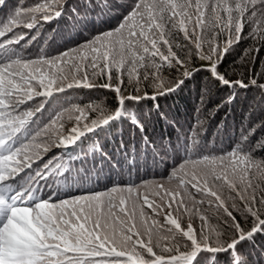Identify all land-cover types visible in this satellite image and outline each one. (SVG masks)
I'll list each match as a JSON object with an SVG mask.
<instances>
[{
  "label": "snow or ice",
  "instance_id": "1",
  "mask_svg": "<svg viewBox=\"0 0 264 264\" xmlns=\"http://www.w3.org/2000/svg\"><path fill=\"white\" fill-rule=\"evenodd\" d=\"M0 6H6V0H0ZM62 12L58 0L20 4L0 20V38L19 28L31 31ZM246 28L249 39L264 41V0H131L118 26L55 56L33 59L17 53L11 46L19 45L27 32L0 39V264H203L205 257L220 264L222 254L224 264H249L243 245L264 233V156L256 155L264 150V137L254 145L249 141L259 125L242 128L235 146L219 155L203 154L192 138L185 145L189 158L168 177L172 183L145 181L143 194L141 185H130L63 199L44 195L40 181L63 168L55 158L35 177L19 182L51 148L74 145L123 116L126 101L156 99L181 87L194 73L207 72L211 82L228 88L264 92V83L256 78L233 80L221 71ZM223 33L228 38L221 47L218 38ZM181 34L186 45L176 42ZM174 48L186 54L180 56ZM251 51L259 49L245 50ZM193 57L208 63L192 67ZM165 67L179 69V77L165 81L160 75ZM91 76L106 78L99 87L116 94L113 110L72 105L39 124L35 118L45 110L44 103L21 111L37 97L97 87ZM125 79L134 86L151 82L156 91L143 97L125 95ZM92 112L98 115L90 119L87 113ZM65 114L73 121L70 128ZM205 204L223 214L227 235L211 226L205 230L209 215L200 214ZM184 214L189 218L186 225ZM195 216L201 221L199 230L191 222Z\"/></svg>",
  "mask_w": 264,
  "mask_h": 264
},
{
  "label": "trees",
  "instance_id": "2",
  "mask_svg": "<svg viewBox=\"0 0 264 264\" xmlns=\"http://www.w3.org/2000/svg\"><path fill=\"white\" fill-rule=\"evenodd\" d=\"M68 1L67 6L62 8L63 12L59 18L49 23L41 22L36 27L39 30L45 27V30L38 32L37 35H34L32 30L29 31L27 35L33 34L36 37L31 43L32 49L28 45H23L29 43L32 38L26 37L28 42L21 41L19 45H15L17 53L34 59L42 55L55 56L60 52L76 49L96 35L118 26L122 15L126 12L120 15L123 8L116 6V4L121 5L122 0ZM37 2L43 0H31L25 6H32ZM63 2L65 0H58L59 5ZM10 4L11 0H6V6H0L1 20L11 13ZM22 33L25 32L19 28L11 36L0 39H11ZM243 37L244 39L239 44H234L225 57L221 71L226 72L233 80L247 81L256 78L258 83H264V41L255 37L249 39L247 28L243 32ZM227 38V33L219 36L218 42L221 47L225 45ZM175 39L181 45L187 44L182 34ZM246 49H259V51L245 52ZM174 51L180 56L186 54L182 48H174ZM207 63L196 57L191 60L192 67L204 66ZM179 71L165 67L160 75L165 81H171L179 77ZM90 79L97 87L74 88L51 98L37 97L22 106L21 111L36 108L42 98L41 103L45 105L44 113L38 114L35 118L39 124L41 121L46 122L55 112L72 105L83 108L86 105L97 104L109 111L113 110L116 107V94L99 87L106 82V78L91 76ZM123 91L125 95L143 97L145 93L153 95L156 89L151 82H141L139 86H134L125 79ZM229 97H233L230 102ZM57 102L59 103L56 107ZM124 108L126 111L123 116L106 126L97 128L92 133H87L71 150H63L50 157L44 156L42 161L36 163L34 171L42 170L44 164L53 158L56 164L63 165L61 174L59 173L54 183L61 185L62 190L59 192L63 193L58 195V192L56 196L63 199L72 195H87L162 174L168 155L175 156L174 150L178 139L189 143L190 138H195L203 154L219 155L235 146L242 128L259 125L255 133L249 137L253 145L264 137V92L256 87L228 88L211 82L209 74L204 71L186 78L183 85L175 91L158 96L156 99L126 101ZM87 115L91 119L98 113L92 112ZM133 118L143 125V129L137 126ZM65 120L66 127L73 126V121L67 120V114ZM191 132H198V135H192ZM208 146L210 149H206ZM209 150L210 152L207 153ZM256 155L258 159L261 158L264 156V150H259ZM189 156L190 154H187V158ZM195 158L194 156L193 159ZM80 175L85 176L86 182H73ZM261 187L264 188V185ZM227 195L226 192L225 196ZM256 195L257 197L261 195L259 189ZM204 212L209 215L208 225L204 226L205 230L211 226L213 229L224 230L227 235L226 229H223V214L214 207ZM200 227L201 221L199 228L194 226L197 230ZM243 250L248 256L249 264H264V233H257L252 240L245 242ZM224 260L225 256L222 254L220 264H224ZM203 264H211L210 259L205 257Z\"/></svg>",
  "mask_w": 264,
  "mask_h": 264
},
{
  "label": "rangeland",
  "instance_id": "3",
  "mask_svg": "<svg viewBox=\"0 0 264 264\" xmlns=\"http://www.w3.org/2000/svg\"><path fill=\"white\" fill-rule=\"evenodd\" d=\"M30 1L31 0H11V4L9 5L10 6V11L11 12L14 11L15 8L18 7L20 4H23L25 6L26 4H29ZM73 2H76V1H73ZM68 3H69V1L68 0H65V2H63V3L60 4V6H62V8H65ZM129 3H131V0H122L121 1V5L116 4V6H121L123 8V10L120 11V13H121L120 15H122L127 10V5ZM76 9H77V7H76ZM20 30L29 33V31L27 29H25V28H20ZM43 30H45V27H43L41 30H39L38 28H35L32 31H33L34 35H37L38 32H41ZM47 31H49V30H47ZM32 35L31 36L27 35V37H29V38L30 37H33L34 35L33 36ZM9 36H11V35H9ZM23 41L24 42H28V38L24 39ZM23 45L24 46H27L28 45L30 49H32L31 47L33 46V45L29 44V43H23ZM46 45H49V44L46 43ZM11 47L17 52V49L15 47V44L12 45ZM41 102H43L42 101V98H41L40 103ZM58 103L59 102H57L56 107L58 106ZM42 113H44V111ZM42 113H40V114H42ZM191 134L192 135H198V132H196V133L191 132ZM190 137L191 136H189V138ZM191 139L192 138L189 139V143H190ZM185 145H186V143H184L183 140H180V139L177 140L176 150H174L175 156L168 155L167 160H166L167 164H165L166 167H165V170L163 171L162 174L155 175V176L150 177V178H143V179H141L139 181L136 180L133 183H130L129 185H122V186L119 185L118 187H125L126 188V187H128L130 185H141L140 192H141V194H143L146 191V189L144 187H142V185L144 184L145 181H148V182L154 183V184H159L161 182H163L165 184L172 183V182H170L168 180V177H169L170 173L172 172V169L174 167H178L179 164L182 163L185 159H188L187 158V154H189V153L185 151ZM72 148H73V145H59L58 147L51 148L50 152L47 153V154H44V156L50 157L52 154H58L60 152H63V150H71ZM208 148L210 149V146H208L206 149H208ZM209 152H210V150L207 153H209ZM183 153H184V156H183ZM193 157L194 156H192V158ZM165 158H166V156H165ZM38 162L39 161L33 163L32 166H31V168L27 169L25 172H23L21 174V176L19 177V182L20 183H24L25 181H27L29 179V177H35L33 175L36 174L37 171H34V167H35L36 163H38ZM58 175L59 174L50 175L49 178L46 181H40V190H42V193L44 195H48V194H55L56 195V193H58L60 190H62V187L61 186H57V187L54 188L53 187V184L50 185V181L53 178H55L56 176H58ZM25 177H27V178L25 179ZM23 179H24V181L22 182ZM80 181L86 182V179H85V176L84 175H80L79 178L78 179H75L73 182L79 183ZM25 186H27V185H25ZM33 187H35V185H33ZM111 188H113V187H111ZM111 188H108V189H105V190H101L99 192H105V191H107V190H109ZM148 190L150 191V189H148ZM59 193L61 194L63 192H59ZM68 197H66V198H68ZM196 199L199 200L200 197L197 196ZM204 210H208L209 211V210H211V208H208V206H206V204H205L203 206V209H202L201 213H200L201 215L204 214ZM146 211H147V209H146ZM162 221L163 220L161 218V222ZM188 221H189V218H188L187 214H184V216H183V223L186 225L188 223ZM191 222L193 224V227L195 226V227H198L199 228V222H200L199 216L193 217Z\"/></svg>",
  "mask_w": 264,
  "mask_h": 264
}]
</instances>
